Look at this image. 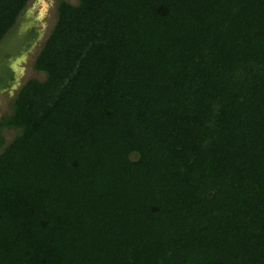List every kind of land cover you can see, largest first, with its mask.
<instances>
[{
  "label": "trees",
  "instance_id": "trees-1",
  "mask_svg": "<svg viewBox=\"0 0 264 264\" xmlns=\"http://www.w3.org/2000/svg\"><path fill=\"white\" fill-rule=\"evenodd\" d=\"M32 67L0 264H264V0H62Z\"/></svg>",
  "mask_w": 264,
  "mask_h": 264
},
{
  "label": "rangeland",
  "instance_id": "rangeland-1",
  "mask_svg": "<svg viewBox=\"0 0 264 264\" xmlns=\"http://www.w3.org/2000/svg\"><path fill=\"white\" fill-rule=\"evenodd\" d=\"M62 0H29L16 24L6 33L0 44V116L10 113L13 100L21 85L31 78L44 79V74L33 69L39 53L56 21V6ZM76 4L78 0H63ZM17 133L3 129L5 142Z\"/></svg>",
  "mask_w": 264,
  "mask_h": 264
},
{
  "label": "flooded vegetation",
  "instance_id": "flooded-vegetation-1",
  "mask_svg": "<svg viewBox=\"0 0 264 264\" xmlns=\"http://www.w3.org/2000/svg\"><path fill=\"white\" fill-rule=\"evenodd\" d=\"M2 42V41H1ZM1 42H0V44H1Z\"/></svg>",
  "mask_w": 264,
  "mask_h": 264
}]
</instances>
